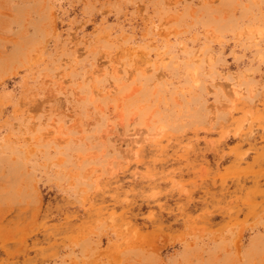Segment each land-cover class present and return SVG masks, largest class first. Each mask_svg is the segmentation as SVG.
<instances>
[{"label":"rangeland","instance_id":"374dc122","mask_svg":"<svg viewBox=\"0 0 264 264\" xmlns=\"http://www.w3.org/2000/svg\"><path fill=\"white\" fill-rule=\"evenodd\" d=\"M0 264H264V0H0Z\"/></svg>","mask_w":264,"mask_h":264}]
</instances>
